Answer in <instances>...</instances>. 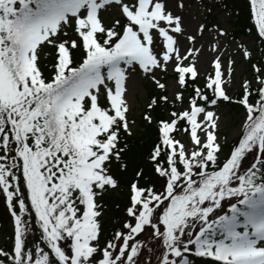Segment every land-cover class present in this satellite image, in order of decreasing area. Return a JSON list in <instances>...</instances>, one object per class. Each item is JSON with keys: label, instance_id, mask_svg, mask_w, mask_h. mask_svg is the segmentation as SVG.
<instances>
[{"label": "snow or ice", "instance_id": "obj_1", "mask_svg": "<svg viewBox=\"0 0 264 264\" xmlns=\"http://www.w3.org/2000/svg\"><path fill=\"white\" fill-rule=\"evenodd\" d=\"M0 264H264V0H0Z\"/></svg>", "mask_w": 264, "mask_h": 264}, {"label": "trees", "instance_id": "obj_2", "mask_svg": "<svg viewBox=\"0 0 264 264\" xmlns=\"http://www.w3.org/2000/svg\"><path fill=\"white\" fill-rule=\"evenodd\" d=\"M5 216L4 208L2 203H0V223H3V217Z\"/></svg>", "mask_w": 264, "mask_h": 264}]
</instances>
